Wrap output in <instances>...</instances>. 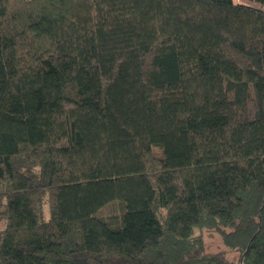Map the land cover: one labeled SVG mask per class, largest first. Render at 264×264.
<instances>
[{
	"label": "trees",
	"instance_id": "1",
	"mask_svg": "<svg viewBox=\"0 0 264 264\" xmlns=\"http://www.w3.org/2000/svg\"><path fill=\"white\" fill-rule=\"evenodd\" d=\"M245 1L0 0V264H264Z\"/></svg>",
	"mask_w": 264,
	"mask_h": 264
},
{
	"label": "rangeland",
	"instance_id": "2",
	"mask_svg": "<svg viewBox=\"0 0 264 264\" xmlns=\"http://www.w3.org/2000/svg\"><path fill=\"white\" fill-rule=\"evenodd\" d=\"M234 2L235 3H245L246 1L245 0H234ZM43 213H44L45 219H48L50 216V206H49V201L47 199L45 200V203L43 206ZM0 226H2L1 223H0ZM196 233H199L200 235H202L203 239L205 240V244H206L208 251H211V252L224 251L228 258L237 262L236 258L239 255L238 252L227 248L224 245L223 240L218 232L209 231L206 229L200 230L198 228L196 229Z\"/></svg>",
	"mask_w": 264,
	"mask_h": 264
}]
</instances>
